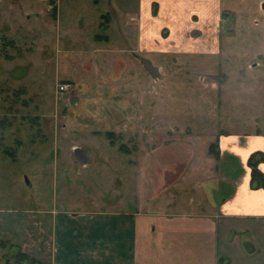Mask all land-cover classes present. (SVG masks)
Wrapping results in <instances>:
<instances>
[{
  "label": "rangeland",
  "instance_id": "1",
  "mask_svg": "<svg viewBox=\"0 0 264 264\" xmlns=\"http://www.w3.org/2000/svg\"><path fill=\"white\" fill-rule=\"evenodd\" d=\"M138 9L139 0H0V237L13 243L1 261L13 264L23 238H51L59 209L119 199L128 212L165 207L150 193L186 160L188 141L218 149L219 137L264 135V0H222L211 34L161 29L133 51L137 30L126 36L124 25ZM140 142L152 153L144 172L134 163ZM73 144L97 156L84 166ZM251 233L257 241L237 233L240 248L221 246L219 264H264L261 229Z\"/></svg>",
  "mask_w": 264,
  "mask_h": 264
},
{
  "label": "crops",
  "instance_id": "2",
  "mask_svg": "<svg viewBox=\"0 0 264 264\" xmlns=\"http://www.w3.org/2000/svg\"><path fill=\"white\" fill-rule=\"evenodd\" d=\"M221 2L139 0L138 12L126 22L124 32L127 36L129 31L137 30L138 40L133 51H143L146 42L151 41L148 36L158 35L161 29L169 30L173 35L180 31L182 35L211 34L214 27L207 24L209 21L213 25L219 24ZM3 21L0 17V44L1 31L6 29ZM198 51L204 52V49L199 47ZM223 137L222 141L219 137L218 156L210 151L214 141L205 142L200 149L189 141L185 143L189 149L186 160L178 161L171 170L166 169L169 180L162 186H155L154 192L150 193L158 197V205L165 207L149 210L143 203L136 212H128L116 209L122 203L119 199L111 204L90 202L82 207L59 209L51 238L42 234L39 238H27L25 233L19 251L25 256L18 261L15 254L10 255L14 260L12 263L21 264L23 259V263L35 260L39 264H207V260H211V264L225 263L226 245L237 243L239 248L241 246V241L234 239L237 233L248 232L246 237L254 241L256 238L251 231L260 228L264 237V189L252 187L248 164L252 153L264 152V135L253 132ZM110 144L113 145L111 141ZM140 144L141 149L135 151L137 161L134 163L144 172L147 165L153 164V161L149 162L152 153ZM71 149H80L74 153V160L82 161L84 166L97 156L93 150L87 151L76 144ZM259 168L264 172V161ZM143 176L149 180L148 175ZM153 180L156 179L153 177ZM140 188L144 189L143 177ZM182 194L189 198L187 205L177 210L169 209L176 205L177 197ZM140 235L147 241L144 254ZM4 240L12 243L9 239ZM243 251L245 255L247 252ZM255 252L245 256L251 257ZM138 254L141 256L137 259ZM1 259L0 264H10ZM231 262L230 258L227 264Z\"/></svg>",
  "mask_w": 264,
  "mask_h": 264
},
{
  "label": "trees",
  "instance_id": "3",
  "mask_svg": "<svg viewBox=\"0 0 264 264\" xmlns=\"http://www.w3.org/2000/svg\"><path fill=\"white\" fill-rule=\"evenodd\" d=\"M12 41H9L8 44H11ZM112 132H108L109 137H113ZM111 143L115 145L113 138L111 139ZM217 144L213 143L210 146V151L215 154V156H218L217 151ZM123 152H127L123 150V146L119 148ZM264 161V152L263 151H256L251 154V156L248 159V164L251 167V185L254 188H263L264 189V172L259 168V164ZM6 244H8L9 247H11L12 243L9 241H6L4 239H0V249L5 248ZM25 254L22 252H19L16 255V259L19 261L21 257H24ZM222 260V257H221ZM31 264H39L35 260H32ZM45 264V263H44Z\"/></svg>",
  "mask_w": 264,
  "mask_h": 264
},
{
  "label": "water",
  "instance_id": "4",
  "mask_svg": "<svg viewBox=\"0 0 264 264\" xmlns=\"http://www.w3.org/2000/svg\"><path fill=\"white\" fill-rule=\"evenodd\" d=\"M142 63L144 64V66L148 69V71L155 77L157 76L156 78H158L160 76V72H159V69L154 66L153 64H151V61L148 60V59H144V58H140ZM216 77V76H215ZM80 149H76L74 151V153H77V151H79ZM27 183L29 184V181L27 180Z\"/></svg>",
  "mask_w": 264,
  "mask_h": 264
},
{
  "label": "built area",
  "instance_id": "5",
  "mask_svg": "<svg viewBox=\"0 0 264 264\" xmlns=\"http://www.w3.org/2000/svg\"><path fill=\"white\" fill-rule=\"evenodd\" d=\"M70 84L69 83H62L58 86V91L60 92H65V91H68L69 88H70Z\"/></svg>",
  "mask_w": 264,
  "mask_h": 264
}]
</instances>
